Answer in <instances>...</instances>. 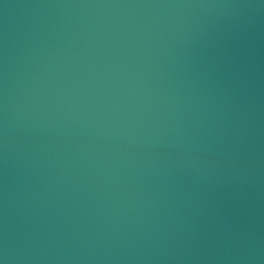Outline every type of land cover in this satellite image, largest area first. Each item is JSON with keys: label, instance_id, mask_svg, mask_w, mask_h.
<instances>
[{"label": "water", "instance_id": "1", "mask_svg": "<svg viewBox=\"0 0 264 264\" xmlns=\"http://www.w3.org/2000/svg\"><path fill=\"white\" fill-rule=\"evenodd\" d=\"M0 264H264V0H0Z\"/></svg>", "mask_w": 264, "mask_h": 264}]
</instances>
